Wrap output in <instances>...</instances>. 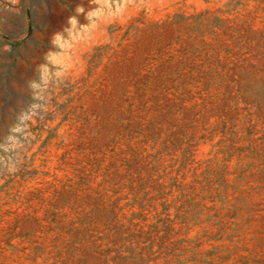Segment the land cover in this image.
Returning <instances> with one entry per match:
<instances>
[{
  "label": "rangeland",
  "instance_id": "374dc122",
  "mask_svg": "<svg viewBox=\"0 0 264 264\" xmlns=\"http://www.w3.org/2000/svg\"><path fill=\"white\" fill-rule=\"evenodd\" d=\"M0 264H264V0H0Z\"/></svg>",
  "mask_w": 264,
  "mask_h": 264
}]
</instances>
